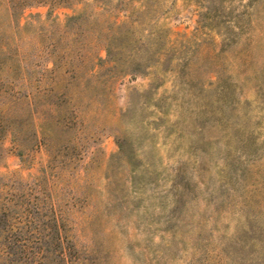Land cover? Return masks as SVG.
<instances>
[{
	"label": "rangeland",
	"instance_id": "374dc122",
	"mask_svg": "<svg viewBox=\"0 0 264 264\" xmlns=\"http://www.w3.org/2000/svg\"><path fill=\"white\" fill-rule=\"evenodd\" d=\"M264 264V0H0V264Z\"/></svg>",
	"mask_w": 264,
	"mask_h": 264
},
{
	"label": "trees",
	"instance_id": "16d2710c",
	"mask_svg": "<svg viewBox=\"0 0 264 264\" xmlns=\"http://www.w3.org/2000/svg\"><path fill=\"white\" fill-rule=\"evenodd\" d=\"M66 249L65 248H63L62 249V256H61V259H62V262H63V264H68V261H67V257H66Z\"/></svg>",
	"mask_w": 264,
	"mask_h": 264
}]
</instances>
